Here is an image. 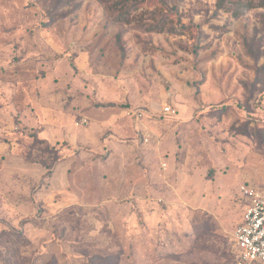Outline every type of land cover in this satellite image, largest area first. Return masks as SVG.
<instances>
[{
	"label": "rangeland",
	"instance_id": "obj_1",
	"mask_svg": "<svg viewBox=\"0 0 264 264\" xmlns=\"http://www.w3.org/2000/svg\"><path fill=\"white\" fill-rule=\"evenodd\" d=\"M243 185L264 0H0V264H234Z\"/></svg>",
	"mask_w": 264,
	"mask_h": 264
},
{
	"label": "built area",
	"instance_id": "obj_2",
	"mask_svg": "<svg viewBox=\"0 0 264 264\" xmlns=\"http://www.w3.org/2000/svg\"><path fill=\"white\" fill-rule=\"evenodd\" d=\"M164 109L172 112L170 106ZM242 191L246 204L232 234L234 264H264V189L243 185Z\"/></svg>",
	"mask_w": 264,
	"mask_h": 264
}]
</instances>
